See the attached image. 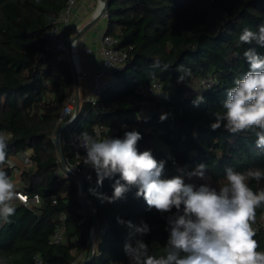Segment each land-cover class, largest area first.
<instances>
[{"label": "trees", "instance_id": "obj_1", "mask_svg": "<svg viewBox=\"0 0 264 264\" xmlns=\"http://www.w3.org/2000/svg\"><path fill=\"white\" fill-rule=\"evenodd\" d=\"M68 1L0 0V131L12 134L9 157L31 149L32 162L13 180L17 191L40 197L34 210L19 199L12 202L15 214L0 224V264H38L37 255L42 264H80L89 256L93 207L82 201L78 181L63 167L55 141L71 117L63 116V110L76 95L74 69L70 58L46 38ZM106 18L105 33L117 37L120 46L133 48L114 70V83L96 101L80 98L76 118L62 131L61 145L67 166L82 176L87 199L96 208L94 253L86 264H129L124 245H135L136 239L149 245L150 254H163L170 214L150 210L136 197V188L114 203L93 195L90 188L111 197L118 176L97 186L95 171L83 163L85 150L75 156L77 135L98 125L109 127L113 137L139 131L138 149L166 161L163 178L178 175L173 159L185 172L205 163L204 180L184 176L185 183L196 186H217L227 167L264 170V149L257 148L254 132L232 134L209 127L213 113L222 110L226 90L248 70L244 51L256 47L264 55V47L238 39L243 29L257 31L264 24V0H109ZM156 62L159 67H153ZM180 66L190 71L180 72ZM180 75L184 81L178 83ZM155 80L167 98L138 92L139 85ZM197 95L205 102L194 106ZM164 113L168 118L161 121ZM5 170L11 177L12 169ZM249 186L264 189V179L250 180ZM117 218L134 225L143 221L150 232L130 236L131 230ZM254 226L264 251V207L257 209ZM58 230L63 239L53 242Z\"/></svg>", "mask_w": 264, "mask_h": 264}, {"label": "clouds", "instance_id": "obj_2", "mask_svg": "<svg viewBox=\"0 0 264 264\" xmlns=\"http://www.w3.org/2000/svg\"><path fill=\"white\" fill-rule=\"evenodd\" d=\"M238 39L243 44L264 47V24L257 31L243 29ZM243 56L248 70L226 90L222 110L213 113L214 122L209 127L212 131L223 127L232 134L252 131L257 148L264 149V55L256 47H249ZM153 67H159V63ZM178 71L187 74L190 70L180 66ZM183 81L184 76L180 75L177 82ZM204 102L203 95L192 101L194 106ZM168 115L161 114L160 120H166ZM11 139V133L0 131V224L8 223L15 214L14 200H27L20 197L13 178L5 170V166H15L8 153ZM141 139V133L136 130L125 131L122 137L97 138L86 131L79 136L86 153L83 163L95 171L97 186H102L106 178L118 176L112 184L111 197L90 188L93 195L102 202L114 203L136 188V197L143 198L150 210L170 214L166 217L168 238L163 254H150L149 245L143 239H136L135 245H124L129 264H264V251L259 250L255 239L258 229L254 227L257 209L264 207V189L254 191L249 186L250 180L264 179V170L250 168L240 172L227 167L224 179L217 186L185 183V175L204 180L205 163L188 172L177 169L179 175L163 178L166 161L157 160L151 150L140 151ZM117 222L131 230L130 236L143 237L150 232L149 225L143 221L134 225L117 218Z\"/></svg>", "mask_w": 264, "mask_h": 264}, {"label": "built area", "instance_id": "obj_3", "mask_svg": "<svg viewBox=\"0 0 264 264\" xmlns=\"http://www.w3.org/2000/svg\"><path fill=\"white\" fill-rule=\"evenodd\" d=\"M76 0H69L67 7L61 12L59 15V18L54 26H52L46 33V38L49 40L51 46L58 51L65 52L70 57V61H73L72 53L69 51L68 48V42H67V33H66V26L70 21V13L71 9L74 5ZM95 1V0H91ZM104 6L103 0H96V6L94 8V14L96 11H100ZM102 17H107V9L104 12ZM133 46L131 44H125L123 46H120V40L117 37H114L110 34L103 33L101 37V54H102V62L101 65L93 71L91 74L92 77V84L90 87V90L85 97V100L87 101H96L100 94L103 92L104 89L110 87L114 81V70L117 67H120L126 59L130 55V51L132 50ZM75 64V63H74ZM76 66V65H75ZM81 71V70H80ZM84 76V73L81 72L80 77ZM203 83H206L205 80H203ZM138 92L141 93L145 97H164L165 94L162 92L161 83L157 80H155L151 85H139L137 88ZM77 102L76 95L71 98L70 102L65 106L63 110V116L71 115L69 119L72 118L75 112V105ZM161 112H164V110L161 108ZM123 127H128L127 124H123ZM90 135H93L97 138H105L108 136H112V131L109 127L105 125H98L96 126L92 132L89 133ZM79 136L77 135L75 140V145L77 148L76 157L79 156L80 150H85L83 147L80 146L79 143ZM27 154V155H26ZM11 159L15 161V166L12 169V176L13 178L17 177L22 168L26 165L32 162L31 159V149H26L24 151L19 152L16 155L10 156ZM25 159H27L29 162L25 163ZM175 168L180 169L181 165L173 159L172 161ZM75 172V170L71 169ZM20 195V197H26L27 200L19 199L24 205L29 207L30 209L34 210L36 205L40 202V197L38 194H29L24 191H17ZM92 214L96 212V208L91 209ZM255 227V226H254ZM97 231V228L95 229L92 225L89 226V235L93 238L94 233ZM99 231L102 233L105 232L104 228L99 229ZM63 239V236L61 232L58 230L54 233L52 241L53 242H60ZM36 261L38 264H42L39 256H36ZM78 264V263H75Z\"/></svg>", "mask_w": 264, "mask_h": 264}, {"label": "crops", "instance_id": "obj_4", "mask_svg": "<svg viewBox=\"0 0 264 264\" xmlns=\"http://www.w3.org/2000/svg\"><path fill=\"white\" fill-rule=\"evenodd\" d=\"M95 6L96 0L75 1L71 9L70 21L65 29L67 33L68 43L72 39L74 34L78 31V29H80L95 15ZM99 20L77 40L75 45L79 57L80 75L81 72L84 73V76L80 77L76 97L78 94L79 98L82 99L87 96L90 90L92 84L91 74L101 65L102 62L101 37L106 29L101 28Z\"/></svg>", "mask_w": 264, "mask_h": 264}, {"label": "water", "instance_id": "obj_5", "mask_svg": "<svg viewBox=\"0 0 264 264\" xmlns=\"http://www.w3.org/2000/svg\"><path fill=\"white\" fill-rule=\"evenodd\" d=\"M103 1H104L103 8L97 14H95L92 17V19H90L80 29H78V31L74 34V36L72 37V39L69 41L68 48H69V51H71V53H72V45L73 44L76 45L77 40L87 30H89L103 16L104 12L108 8V6H109V0H103ZM71 63H72L73 69H74V76H75L76 84L79 85V80H80L79 71L77 70L75 64L72 61H71ZM79 109H80V98H79V95L77 94V102H76V105H75L74 115L72 116L71 119H68L58 129V131L56 133V136H55V141H56L57 146H58V151H59V154H60L61 162H62L63 167L65 168V170L66 169H70V168L67 166V163H66V160H65V157H64L63 148H62V145H61V134H62L63 129L66 128V126L68 124H70L76 118V116H77V114L79 112ZM68 173H70L71 175H73L76 178V180L78 181L82 201L85 204H87L88 206H91V207L95 208V206L87 199V196H86V193H85V187H84V180H83L82 176L79 173H76L74 171H70ZM92 226L95 229L97 228V216H96V212L93 213ZM94 247H95V245H94V242H93V238L90 236L89 237V256L86 259H84L82 261V263H80V264H86V263H88L92 259L93 253H94Z\"/></svg>", "mask_w": 264, "mask_h": 264}, {"label": "rangeland", "instance_id": "obj_6", "mask_svg": "<svg viewBox=\"0 0 264 264\" xmlns=\"http://www.w3.org/2000/svg\"><path fill=\"white\" fill-rule=\"evenodd\" d=\"M99 21H100L99 24H101V28L102 29H106L107 28V18L106 17H101V19ZM61 55H65V56L69 57L68 54H66L65 52H61ZM77 89H78V85L76 84V92H77ZM179 174L180 173H178V175ZM11 177L13 178L12 175H11ZM15 178H17V177H15ZM15 178H13V179H15ZM96 235H97V231H95V233H94L93 242H94V238H95Z\"/></svg>", "mask_w": 264, "mask_h": 264}, {"label": "bare ground", "instance_id": "obj_7", "mask_svg": "<svg viewBox=\"0 0 264 264\" xmlns=\"http://www.w3.org/2000/svg\"><path fill=\"white\" fill-rule=\"evenodd\" d=\"M98 11L95 12V14H97ZM72 58H73V61L76 65V68L77 70L79 71V57H78V53H77V50H76V46L73 44L72 45ZM79 75H80V72H79Z\"/></svg>", "mask_w": 264, "mask_h": 264}]
</instances>
